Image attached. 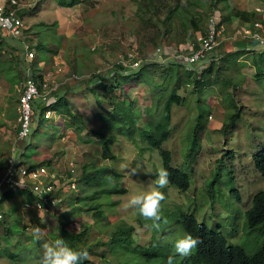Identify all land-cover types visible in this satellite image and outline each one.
I'll list each match as a JSON object with an SVG mask.
<instances>
[{"label": "rangeland", "instance_id": "rangeland-1", "mask_svg": "<svg viewBox=\"0 0 264 264\" xmlns=\"http://www.w3.org/2000/svg\"><path fill=\"white\" fill-rule=\"evenodd\" d=\"M20 1L22 5L30 6L37 0ZM192 1L189 4V0H84L74 6H64L57 0H43L40 12L34 11L39 3L31 8L23 16L25 35L33 47L38 43L43 45L36 48V59L46 60L43 67L35 66L33 71L47 73L52 78L54 87L60 89L50 103L55 105L60 96H65L76 118L74 121L71 116L62 115L58 109L53 117L44 118L40 109L35 114L31 134L19 142L20 146L15 144L14 151L13 143L5 142V139L12 137L13 140L14 137L15 141L17 136L19 88L23 83L24 68L32 66L34 59L25 62L17 55L22 69L18 66L20 63H12L6 48L10 43H20L0 30V41H6L0 47L1 71L11 67L9 80L5 79L6 73L0 76V169H4L13 154L26 164L47 161L49 167L61 171L73 160L78 165L89 162L122 173V176L105 174L103 186L109 190L97 200H102L106 223L97 220L92 212H73L75 218L70 222L71 230H79L78 221L90 225L89 242L94 245L89 257L92 264H161L153 254L172 249L174 241L187 234L179 223L182 211L193 213L200 222L220 230L230 243L243 245L249 253L264 241V236L254 237L246 228V210L252 205L255 193L264 189V175L254 163V155L264 150V69L259 76L254 75L253 67L245 69L249 60L246 57L264 58V54L258 49L252 51L253 55L251 52L250 56L245 55L248 51L244 46L246 43L254 45L253 42L238 36L236 48H241L242 52L228 53L224 61L222 57L218 62L216 60L207 74L211 76L206 75L200 91L191 93V87L185 89V83L181 85L179 94L186 96V102L174 106L172 133L163 147L172 152L173 165L189 174L190 187L183 190L169 181L166 188L160 189L165 199L161 202L158 231L146 227V223L151 222L144 221L126 204L132 194L154 189L155 172L164 168L160 150L149 146L146 134L151 129L147 123L151 119L148 109L152 103L155 105L157 92L162 93L158 86L167 78L168 70L160 64L162 61L150 62L155 64L145 66L147 69L141 72L119 70V84L112 83L116 84L114 90L105 99L102 97L100 103L88 88L73 90L84 78L93 83L97 72L107 74L118 56L126 51L138 50L139 55L150 56L158 46L163 47L166 54L180 50L194 34L186 6H190L195 15L202 13V21L204 13L208 14L210 10L211 0ZM227 1L237 9L241 2H246L244 7L250 8L247 13L253 17L264 13L255 10L257 6L264 8V0H220V7L228 6ZM177 3L181 8L167 20L169 9ZM55 58L64 62V68L59 72L54 67ZM253 66L256 70L255 64ZM190 68L194 65L189 68L175 65L174 69L184 74ZM154 86L156 90L152 94ZM99 92L104 91L100 88ZM129 95L137 97L135 108L130 109L124 104L125 98L133 99ZM37 103L39 108L46 105L41 99ZM160 106L162 108V104ZM153 117H156L155 113ZM225 123L228 125L224 128ZM197 125L198 140L193 143L191 135ZM99 128L105 133L104 139L89 132ZM104 140L109 142L116 158H102ZM20 148H24L22 154ZM88 169L92 170V167ZM132 169L138 170L132 174ZM80 180L78 187L69 191L66 202L61 203L60 211L66 206L70 210L86 203V199L79 197L101 187ZM116 187L128 190L121 192L115 190ZM235 190L240 192L241 199L237 198ZM34 196L30 189L19 188L9 193L1 204L6 220L0 221V230L6 222L10 231L8 236L5 230L0 234L4 236L0 239V264H39L42 243L54 241L50 232L57 230L56 218L39 209L24 207L27 200H34ZM125 223L132 227L131 233L121 230ZM37 226L42 229L43 236L33 240L30 229ZM126 236L133 242L127 243ZM96 241L106 243L95 249ZM13 252L17 254L15 257L11 256ZM176 256L174 258L178 259L180 255L176 253Z\"/></svg>", "mask_w": 264, "mask_h": 264}, {"label": "trees", "instance_id": "trees-1", "mask_svg": "<svg viewBox=\"0 0 264 264\" xmlns=\"http://www.w3.org/2000/svg\"><path fill=\"white\" fill-rule=\"evenodd\" d=\"M43 0H37L35 1V4H31L30 6H22L20 8V14L22 16L26 15L27 13L30 12V9L33 8L37 3V6L34 7V11L37 13L40 12V6L42 4ZM60 5L64 6H74L77 5L84 0H57ZM193 1L189 0V4H192ZM228 6L223 5L220 7L221 2L220 0H211V4L209 7V12L208 14L204 13L205 19L202 21L201 14H193V11L190 6H186V11L189 14V18L191 20V26L190 28L194 31L193 37L190 39V42L196 41L197 35L198 34H206L208 30V24H209V17L210 15L217 10V8L221 9L222 12V19L223 21H227V16L226 13L224 12L225 9L229 8L231 5L227 1ZM185 7V6H184ZM179 8H181L180 4H175L173 8L169 9L168 15L166 19H170L173 15V13ZM177 10V11H178ZM221 12V11H219ZM239 12L242 13V19L247 20L248 25L254 26L255 21H262L261 18H256L253 17L252 14H248L247 11H241ZM180 14V13H179ZM226 17V18H225ZM263 22V21H262ZM43 23V22H42ZM57 24V23H56ZM228 24V21H227ZM228 28L230 30V25H227V31ZM260 29V28H259ZM264 29V28H263ZM25 34H26V29H25ZM15 40L19 41L20 44H9V48H6L9 55H10V61L13 63L16 62L17 64L20 63V59H16L21 57L22 60L26 62V60L22 57V54L25 51V42H29L32 46V44L29 38L24 35L23 37L16 38L13 37ZM22 39V40H21ZM26 40V41H25ZM6 42V41H5ZM3 39L0 41V47L2 48L4 43ZM15 45V46H14ZM43 46V45H41ZM40 44H36L35 48L41 47ZM50 48V47H49ZM51 49V48H50ZM47 50V49H46ZM251 50V49H250ZM258 50V47L257 49ZM18 51V52H17ZM246 51V50H245ZM255 51V50H254ZM240 50H231L226 52L225 54L228 53H234L237 54L239 53ZM257 52V51H255ZM16 53V54H15ZM260 54H264V50H260ZM17 55L19 57H17ZM256 55V54H255ZM212 54L209 56L208 62L205 63L203 60L202 62L198 63H191V64H179L175 62L173 58L167 53L164 54V59L165 61L160 62L161 65H164L166 69L168 70V76L165 78L164 82L158 86L159 89H161L162 93L159 95L158 94V99L155 102V105L153 106V103L148 109L149 114L151 115V119L148 120L147 123L150 125V130L146 134L147 138V143L149 144L150 147L152 148H158L161 152V155L163 157V165L164 169H166L169 173V181L171 184L177 185L180 189L187 190L190 187V178L189 174L183 171L181 168L173 165L172 161V152L163 147L164 142L170 137L172 133V120H173V108L174 106H181L186 102V96L180 95L179 90L180 87L183 83H185V89L187 87H191L190 92L194 93L197 91H200L204 87V81L206 75L209 73V71H212L213 65L215 64V59L212 61L211 60ZM226 55L222 56L223 61L225 60ZM167 60V61H166ZM264 58L261 56L258 58V56L254 59V64L256 66V76H259V74L263 73V63ZM1 62V61H0ZM218 62V61H217ZM155 63H145L143 66H141L139 69H137L139 72L144 71L147 69L145 66H150ZM175 65L176 66H186L189 68V66L194 65L193 69H188L186 73H182L181 71H175ZM18 66L22 69L21 63L18 64ZM38 66V61L37 59H34L32 62L31 68ZM203 66L201 69H197V67ZM2 66H0V71ZM11 70V67L9 66L8 71ZM129 71L133 69H127L122 67L121 65H116L115 67L112 68L111 72L108 75H105V73L101 74L100 72H97L94 76H97L98 82L94 81L92 84H88L86 86L88 88V91L91 93H94L96 96L97 101L100 103L102 102V97L104 98L106 95H109V92L114 90V84L112 83H117L119 84V79H118V71ZM222 70V66L218 68L219 73ZM225 70V67H224ZM19 73V70H17ZM33 75L36 79L42 78V73H36L35 71L33 72ZM219 75V74H217ZM176 76V79H175ZM211 75H207L209 77ZM16 77V75H14ZM19 77V76H18ZM15 79V78H13ZM12 79V80H13ZM24 79V78H23ZM22 79V80H23ZM89 78H84V83H87ZM93 81V79H92ZM87 85V84H85ZM102 89L104 92H99V89ZM157 88V87H156ZM60 89V88H59ZM56 89L54 93H57ZM183 89V91H186ZM155 86L151 88V93L153 94L155 91ZM124 93H122L123 97ZM133 99H124V104L126 107L132 109L133 107L135 108L136 103L138 102L137 97H133ZM65 97V96H64ZM64 97L60 96L59 100H57V103L54 105L52 104L51 107L54 109H58L59 112L66 117H72L74 118L73 120L75 121V115H73L74 110H72L69 106V101L65 99ZM105 99V98H104ZM111 102H113L112 99H110ZM123 101V100H122ZM115 102V101H114ZM134 104V105H133ZM162 104V108L161 105ZM48 106H44L42 108H39V105H37V111L42 110V116L44 117V112L47 109ZM56 107V108H55ZM153 113H155L156 117H153ZM69 115V116H68ZM133 117L135 118L134 114ZM136 119V118H135ZM133 125H137L135 121H130ZM228 125V123L224 124V128ZM198 127L199 125L195 126V131L193 135H191V141L193 143H196L198 140ZM89 132L95 133L96 137L98 138H103L105 137V133L101 131V128L99 129H90ZM27 147V146H26ZM103 159H108V158H116V155L112 153L110 150L109 142L104 140L102 144V154H101ZM254 163L256 168L261 172L262 175H264V150H261L257 152L254 155ZM35 165H47L49 166L50 164H47V161H42L41 163H31V166ZM52 167V166H51ZM92 167V170H89L88 168ZM53 168V167H52ZM82 174L81 178L82 180H85L87 185H97L99 184L101 187L97 188L94 190V192L90 194H86L84 196H80L79 199H86L87 202L80 205L78 204L75 208L68 210L67 206L64 210H61V203H65L66 200L68 199V195L70 194L69 192H56V196L60 198V201L57 202L55 206H52V210L48 212L49 216H54L55 221L57 222V230L56 232L53 233L51 230L50 233L53 234L54 240L56 239H63L65 243L73 248V249H81V248H86L89 252V257L91 251H94V245L91 244L90 241V225L84 223L83 221H78L80 222V228L77 231H73L70 229V222H72V218H75L73 215V212L82 213L84 211H87L86 213L92 212V214L97 218V220L103 221V223L107 222L106 220V213L104 209H102V200L98 201L97 199L100 198L101 194L105 191H108L109 189L106 188L107 186H103L105 184V174H114L115 176H122V173L117 172L115 170L109 169L105 165H100L97 166L95 164L91 163H83L82 167ZM79 179V181H81ZM94 181L93 183H91ZM79 183V182H78ZM120 190L121 192H126L128 189L125 187H116L115 190ZM16 190V189H15ZM112 190V189H111ZM14 191V189H8L4 194V197L1 199V204L6 200L8 197L9 193ZM237 193V198L241 199L240 192L238 190L234 191ZM55 197V196H54ZM70 197V196H69ZM38 200L36 196H34V200H27L26 202L29 203H35ZM88 200H91V202H88ZM44 203L47 205H50L51 199H47L45 202L42 200ZM246 228L248 229L251 234H253L254 237L256 235L258 236H264V189H260L255 193L253 196V203L252 205L246 210ZM6 219H1L0 221H5ZM75 221V220H73ZM55 223V222H54ZM180 225L181 227L185 230L187 234H191L194 237L199 238L202 243H200L196 248L192 250L191 255L189 256H181L178 259H175L173 257V251L172 249H168L167 251H159L153 255L156 256V258L159 260L161 264H167L168 257L171 256L173 257V264H264V241L258 245L253 253H249L247 249L241 245V244H232L229 242L228 238L218 229H213L209 228L205 223H202L198 220V218L193 214L189 212L182 211L181 213V218H180ZM4 226V233H9L10 231V225L5 222ZM119 224V223H118ZM46 225V223H45ZM106 225V224H105ZM109 225V224H108ZM28 228V226H26ZM26 228V229H27ZM3 230H0V234L2 233ZM122 231L126 233H131L132 232V227L127 225L125 223V226L122 225ZM10 235V234H9ZM8 236V234H7ZM4 237V236H3ZM3 237L0 236V239ZM10 237V236H9ZM31 237L34 239L32 235ZM42 238V237H41ZM11 240V237H10ZM127 243L133 242L131 237L126 236L124 239ZM112 242L114 241L113 239L111 240ZM1 243V242H0ZM106 242H104L105 244ZM95 249L99 245H104L102 241H96L95 243ZM140 245V244H139ZM141 247V245H140ZM144 248V247H143ZM146 248V247H145ZM147 250V248H146ZM144 251V250H142ZM97 253V252H95ZM17 254L16 252H13L11 254L12 257H15ZM92 260L89 258L87 261L82 262V264H92ZM134 264H137L134 263Z\"/></svg>", "mask_w": 264, "mask_h": 264}, {"label": "built area", "instance_id": "built-area-1", "mask_svg": "<svg viewBox=\"0 0 264 264\" xmlns=\"http://www.w3.org/2000/svg\"><path fill=\"white\" fill-rule=\"evenodd\" d=\"M22 6L24 5H22L20 0H0V29L11 37L20 38L25 35L26 24L24 17L19 11ZM256 10L263 11V8L257 6ZM263 28L261 21H255L254 26H243L237 30L236 34L252 38L260 45V41L264 40ZM226 31V23L222 19V14L217 9L209 17L206 34H198L196 41H189L180 50L169 55L180 64L198 63L208 58L211 53L217 50ZM256 37L260 39H256ZM24 45L25 51L22 57L27 62L28 60L35 59L37 57L36 48L29 42H25ZM164 54L165 52L161 46L156 49L154 57L143 58L138 54V50L136 52L126 51L118 56L114 64L121 65L124 68H138L148 60H163ZM63 63L62 60L54 59V67L57 71L63 70ZM44 65L45 63H42V67ZM56 89L57 87L55 88L52 84V78H49L47 73L43 74L42 79L37 80L33 75L31 66H26L25 77L19 96L18 132L13 144V151L15 150V144L18 145L19 142L26 140L31 134V126L37 112V100L41 99L47 105H50V99L53 97ZM55 113L56 111L52 107H49L45 110L44 115L46 118H50ZM79 175L80 170L73 161L70 162L67 169L61 171L46 165L31 166L24 164L23 161L11 154L4 169L0 170V203L4 197V192L8 189H30L38 200L35 203L25 202V206L48 213L52 210V206H55L60 201V198L55 195L56 192H59L62 186L65 188L68 184L71 188H75ZM20 179L25 183L23 186L19 185ZM49 198L51 199L50 205L42 201L46 202ZM3 218L4 212L0 209V219Z\"/></svg>", "mask_w": 264, "mask_h": 264}, {"label": "clouds", "instance_id": "clouds-1", "mask_svg": "<svg viewBox=\"0 0 264 264\" xmlns=\"http://www.w3.org/2000/svg\"><path fill=\"white\" fill-rule=\"evenodd\" d=\"M218 10L221 11L220 13L222 14L223 11L220 8ZM255 10H256V8H255ZM263 11H264V8H263ZM263 11H257L256 10V12H263ZM225 23H226V26H227L228 25L227 21H225ZM262 24H263V27H264V22H262ZM243 26H249V25L248 24L241 25L240 27L237 28V30L239 28L243 27ZM237 30H235L230 35H228V32H226L222 36L221 44L219 45V47L217 48V50L215 52L211 53L212 54V57H211L212 61L214 59L215 60L217 59L214 54H218V55H222L223 56V55H226L225 54L226 52L234 50L233 46H232L231 50H226L225 49V51H222L221 49H222V44L224 43V40L226 42L234 40V39L236 40L238 36L242 35V34H236ZM5 35H7V34H5ZM243 37H245V36H243ZM245 38L249 39L251 42H254L256 44V46H254L255 47L254 48L255 51H256L257 47H258L259 50H264V40H261L260 41V45H259L257 43V41L253 40L252 38H249V37H245ZM256 39H260V38L256 37ZM168 52H170V51H168ZM222 52H224V53H222ZM154 54H155V52H154ZM141 56L143 58L150 57V56L154 57V55H150V56L149 55L148 56L147 55H141ZM221 57H219V58H221ZM219 58L217 60H219ZM208 59H209V57L206 58V60H208ZM154 61H159V62L162 61L163 62L165 60H148V61H145L141 66H143L145 63L150 64V62H154ZM202 61H200V62H202ZM38 65H39V63H38ZM115 66L116 65L114 64L113 67H115ZM140 67H138V68H127V69L137 70ZM199 67L203 68V66H199ZM25 68H24V77H25ZM32 71H33V69H32ZM39 73H42V72H39ZM43 74L44 73H42V78H43ZM42 78H39V79H42ZM39 79H37V80H39ZM23 81H24V79H23ZM53 97H55V93L53 94ZM36 105H38L37 102H36ZM51 105L52 104H50V105L46 104L45 106H48L47 108H49V107H51ZM54 110L56 111V109H54ZM35 117H37V116H35ZM44 118H46L45 115H44ZM34 121H36V119ZM13 144H14V142H13ZM19 146H20V144H19ZM12 149H13V147H12ZM23 149L24 148L21 149V153L20 154H22V150ZM73 162L76 163V165L78 166V168L80 170V175H79L78 179L76 180V182H77L76 183V187L75 188H71L70 185L68 184L65 188H64V186L61 187V192H69L72 189H76L78 187V182H79V179L81 178V174H82L81 167H82L83 164L81 165V163H79V165H78V162H76V161H73ZM23 163L26 164L25 162H23ZM31 163L32 162H30V164H28V165H31ZM35 166H37V165H35ZM68 166L69 165L66 166V169H67ZM137 170L138 169H132V174L136 173ZM154 183L156 185V187L154 189H151V190H148V191H145V192H141V193H138V194H135V193L132 194L130 196L129 200L127 201L126 207L136 210L137 213L144 219V221H146V222L150 221L151 222L150 224L146 223V227H150L151 229L158 231L160 229V227H161V224H160V221H161V202L165 199V194L162 191H160V189L166 188L168 183H169V173H168V171L166 169H164V168L158 169L155 172ZM24 184L25 183L20 179L19 185L23 186ZM34 192H35V194H37L36 191H34ZM54 203H56V202L54 201ZM24 207H26L25 204H24ZM41 219H43V218H41ZM30 232H31V235L34 238H36V239H41V237L43 236L42 229L40 227H38V226L35 227V228L30 229ZM200 243H202V241L199 238L194 237L191 234H186V235H184L182 237H179L178 239H176L174 241V247L172 249L173 257H177L176 253L180 255V256H178V258H180L181 256L183 257V256L191 255L192 250L194 248H196ZM41 247H42V255L40 257L39 264H82V262L87 261L89 259V252H88V250L86 248L73 249V248L69 247L65 243V241L63 239H56V240L51 241V242L45 240L42 243ZM173 257H171V256L168 257L167 264H173Z\"/></svg>", "mask_w": 264, "mask_h": 264}, {"label": "crops", "instance_id": "crops-1", "mask_svg": "<svg viewBox=\"0 0 264 264\" xmlns=\"http://www.w3.org/2000/svg\"><path fill=\"white\" fill-rule=\"evenodd\" d=\"M246 2H241V4H239V8L237 9L236 8V6L234 5V6H230L229 8H227V9H225V13H226V16H227V21H228V24L230 25V30H229V28H228V35H230V34H232L235 30H237V28L238 27H240L241 25H245V24H247V23H249L248 22V19L247 20H244V19H242L243 17H242V13L241 12H239V10H241V11H247V10H249L250 8H246V7H244V5L246 6V4H245ZM255 17L256 18H261L262 19V21L264 22V13L262 14V13H259V14H256L255 15ZM226 18V17H225ZM1 30V29H0ZM234 30V31H233ZM13 38V37H12ZM247 41H250L249 39H247ZM251 42V41H250ZM239 43L240 44H243V41L242 40H239ZM254 43V42H253ZM225 46V47H224ZM232 46L234 47V50L236 51V50H240V52H242L241 51V48H236V40L234 39V40H231V41H225L224 40V43L222 44V51H225V49L226 50H231L232 49ZM239 46H241V45H239ZM238 46V47H239ZM244 46V45H243ZM254 46H256V44L254 43V45L252 44H248V43H246V45L244 46V49L245 50H247L248 52H247V54H245V55H247V56H250V55H248L250 52H251V55H253V50H254ZM250 49H252V50H250ZM222 53H224V52H222ZM215 56H216V58L218 59L219 57H221L222 55H218V54H214ZM245 55L244 56H240V57H238V59H241V58H243V57H245ZM246 58H248L249 60H247V66L245 67V69L246 68H248V67H253V70L256 72V70L254 69V66H253V64H254V59H253V56H251V57H246ZM216 59V60H217ZM37 61H38V63H39V68H41L42 67V63H45V59L44 58H39V59H37ZM218 61V60H217ZM3 67H1V69H2ZM4 70H6L5 72H2V71H0V76L2 75H4L5 73H6V75H5V79H10V78H8V68L7 67H5L4 68ZM11 71V70H10ZM111 71H109L107 74H105V75H108L109 73H110ZM254 75H255V73H254ZM98 82L99 80H98V78L95 80V82ZM87 82V81H86ZM92 82H94V81H92ZM85 84H87V85H85ZM88 84H92L91 82H87V83H84V80H81V81H79L78 83H77V87H74L73 88V90H75V91H78V90H85L87 87L86 86H88ZM21 88H22V86L19 88V91H20V93H21ZM87 91V90H86ZM18 106H19V101H18ZM3 115H5V112H3L2 113ZM0 135H1V133H0ZM2 140H4L3 138H2ZM6 141L5 142H7V143H9V144H11L12 145V143L14 142V137H13V140H12V137L11 138H7V139H5Z\"/></svg>", "mask_w": 264, "mask_h": 264}]
</instances>
